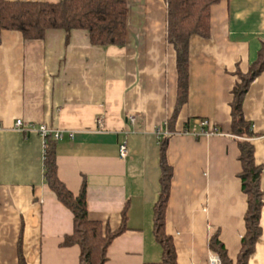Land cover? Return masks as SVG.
I'll return each mask as SVG.
<instances>
[{
  "label": "crops",
  "instance_id": "obj_1",
  "mask_svg": "<svg viewBox=\"0 0 264 264\" xmlns=\"http://www.w3.org/2000/svg\"><path fill=\"white\" fill-rule=\"evenodd\" d=\"M127 3L126 39L119 46L94 45L82 29L51 30L40 40L1 32L0 264H18L19 241L24 264H79V246L62 244L73 229L72 213L46 184L43 141L34 130L39 124L62 132L55 143L57 175L74 195L85 185L89 217L115 230L124 212L126 228L109 245L105 264L161 260L153 234L159 125L170 133L165 230L177 264H207L216 229L236 260L247 204L230 134L231 91L236 73L248 70L264 40V0H220L211 7L209 36L189 40L187 98L171 131L177 69L176 52L166 41L165 1ZM242 108L254 133L255 160L263 164L262 232L247 264H264V69L250 83ZM130 114L138 122H128ZM16 119L22 131L13 128ZM210 130L216 134L202 133ZM122 139L125 157L118 152Z\"/></svg>",
  "mask_w": 264,
  "mask_h": 264
},
{
  "label": "trees",
  "instance_id": "obj_2",
  "mask_svg": "<svg viewBox=\"0 0 264 264\" xmlns=\"http://www.w3.org/2000/svg\"><path fill=\"white\" fill-rule=\"evenodd\" d=\"M166 5V41L176 52L177 101L168 121L173 125L178 111L187 98L188 45L192 36L207 38L210 34V10L220 0H164ZM127 0H58L56 2H29L0 0V35L3 30L19 31L25 39L40 40L51 30L70 32L82 29L88 33L94 45H123L126 39ZM264 69V40L257 58L248 70L236 73L238 80L232 88L230 102V134L236 138L240 171L238 177L241 191L246 197L244 213L245 232L235 262L228 256L216 229L208 239V249L220 258V264H247L254 253L261 235L260 213L263 205V191L260 187L263 164L254 157V133L251 123L244 117L243 100L250 83ZM187 123V122H186ZM169 135L159 140L160 148V191L153 208V234L162 249L159 262L147 264H177L174 241L165 230L170 186L173 175L166 158ZM55 140L48 136L43 151V174L46 184L72 213V232L64 237V246L78 245L79 264H105L106 252L113 241L126 227L122 211V224L112 230L99 220L88 215L85 185L74 195L59 179L55 161ZM18 264H24L18 242Z\"/></svg>",
  "mask_w": 264,
  "mask_h": 264
},
{
  "label": "built area",
  "instance_id": "obj_3",
  "mask_svg": "<svg viewBox=\"0 0 264 264\" xmlns=\"http://www.w3.org/2000/svg\"><path fill=\"white\" fill-rule=\"evenodd\" d=\"M126 120L128 122L134 124V123L138 122V117L136 115L130 114V115H128L126 117ZM102 122H103L102 119H98V124L99 125H101ZM201 124L202 125L206 124V121H201ZM13 128L16 129V130L22 131L23 130L22 120L21 119H16L14 124H13ZM34 130L37 131L40 134V136L42 138V141H43V147H44V144H45V140H46V138L48 136H52L56 140H58V139H60L62 137V132L60 130L52 129V128L48 127L46 124H39L37 127H35ZM202 133L206 134V135H212V134H216V131L215 130H210V131H203ZM154 134L159 139H161L163 136L169 135L170 133L167 130L163 129V125H159L154 130ZM118 152H119V155L121 157H125L127 155V146H126V140L125 139H122L118 143ZM207 264H220V258L217 255H215V254H210L209 257H208Z\"/></svg>",
  "mask_w": 264,
  "mask_h": 264
}]
</instances>
